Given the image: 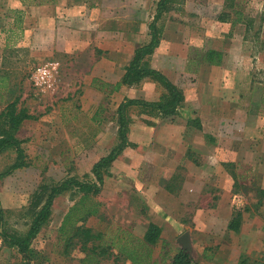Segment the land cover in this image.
Returning a JSON list of instances; mask_svg holds the SVG:
<instances>
[{
    "label": "rangeland",
    "instance_id": "1",
    "mask_svg": "<svg viewBox=\"0 0 264 264\" xmlns=\"http://www.w3.org/2000/svg\"><path fill=\"white\" fill-rule=\"evenodd\" d=\"M262 1L232 0L228 7L229 0L167 1L158 19L163 41L147 61L186 91L190 107L167 116L129 106L130 144L104 169L97 193L71 186L54 198L28 249L30 264H134L127 255L143 258L148 249L150 264H171L181 246L190 248L189 232L193 261L201 252L240 253L238 264H264ZM156 2L0 0V37L17 43L13 52H0V74L11 82L0 110L17 99L35 116L15 132L27 165L0 179L5 232L23 234L54 185L68 177L95 179L93 162L117 144L116 109L124 98L163 97L165 87L149 77L120 90L94 81L103 82L106 70L115 72L134 45L149 40ZM222 12L225 21L218 19ZM130 20L134 28L123 22ZM43 64L50 74L34 84L33 72ZM201 100L215 109L206 119L192 111ZM191 111L195 116L188 117ZM193 118L199 127L188 121ZM16 153L0 154V172ZM239 211V230L231 232L227 224ZM150 221L161 227L162 241L146 247L142 237ZM68 226L97 235L82 249V232L59 230ZM194 226H220L202 235L218 233L221 241L202 247ZM0 264H26L1 236Z\"/></svg>",
    "mask_w": 264,
    "mask_h": 264
},
{
    "label": "trees",
    "instance_id": "2",
    "mask_svg": "<svg viewBox=\"0 0 264 264\" xmlns=\"http://www.w3.org/2000/svg\"><path fill=\"white\" fill-rule=\"evenodd\" d=\"M167 1L168 0H157L155 12L148 23L150 38L147 42L139 44L134 48L131 58L124 66V71L120 80L115 84L101 82L102 85H110L112 90H118L121 87L120 85L123 83L138 84L144 77H149L163 85L166 91L163 97L159 99L148 100L143 97H126L118 105L116 109L118 123L117 144L106 154L101 155L96 161L93 162L91 171L94 174L95 179L91 181H82L74 177H68L61 183L50 188L44 200V204L33 213L31 222L23 234H9L4 231V208L0 202V236L8 246L17 247L22 258L26 260V264H30L28 249L30 248L33 238L39 232L42 224H44L46 219L49 217L50 212L52 211L54 198L65 190H68V188L71 186H77V188L83 191L84 194L89 192L97 193L103 183L104 169L110 166L111 163L118 156H120L124 149L130 144L127 137L129 122L127 111L129 106L136 105L144 110L156 111L157 113L168 116L175 114L178 108H180L182 105L183 100L185 99L183 88L181 86L179 87L177 84H174L162 71L149 65L147 61L148 55L153 53L154 49L161 42L162 28L158 24V19L161 13L164 11ZM231 3L232 0H229V2L226 4L227 7L230 6ZM262 12L264 13V0L262 1ZM225 14V12H222L220 16H218V19L224 21L227 20ZM16 104L17 99H13L0 110V154L9 150L10 148H14L17 152L14 161L11 162L7 168L0 172V179L10 175V173L15 168L27 165V161L25 159V149L23 145H21L23 140L17 138L15 132L18 130L24 119L33 118L35 116L30 114L24 106H17ZM188 121H192L194 126H200V122L197 118H193L192 120ZM241 214L242 212L239 211L230 218L227 224V229L229 231L237 232L239 230ZM65 218L67 217H64V219ZM73 221L74 218L71 217L70 225L73 223ZM68 228L73 229L71 233L74 235H77L81 232L83 233L81 238L82 249L87 248L88 240L91 237H95L97 235V233L90 232V229H80L79 226H68L65 230L60 227L61 233L67 234ZM160 233L161 227L158 224L152 221L148 222L142 237V241H144L143 244L148 247L149 244H156L158 241H162ZM91 248H93V245ZM127 256L130 257L134 264H141V262H143V264H150L151 261L149 249L147 252H145V257L143 258H137L132 254H128ZM171 264H193L192 255L189 254L186 248L179 249L176 253H174Z\"/></svg>",
    "mask_w": 264,
    "mask_h": 264
},
{
    "label": "crops",
    "instance_id": "3",
    "mask_svg": "<svg viewBox=\"0 0 264 264\" xmlns=\"http://www.w3.org/2000/svg\"><path fill=\"white\" fill-rule=\"evenodd\" d=\"M123 22H126V23H128L130 26H131V28H134V23H136L134 20H130V21H123ZM119 29V28H118ZM122 32V29H119L118 30V33L120 34ZM5 33V32H4ZM123 33V32H122ZM135 33L136 32H134L133 31V35H135ZM1 35V34H0ZM9 36V35H8ZM8 36H6V34H4V35H2L1 37H0V40L2 41V43H1V48H0V52L2 53V51L4 50V51H8V50H11L12 52H13V50H14V47L17 45V43L16 44H14L13 45V41L12 42H8L6 39L8 38ZM14 40V39H13ZM162 41H163V39L161 38V42L158 44V46L156 47V49L157 50H159L160 49V45H161V43H162ZM138 44H136V45H134V47H133V50H134V48L137 46ZM133 50H132V53H131V55H130V57H129V59L131 58V56H132V54H133ZM111 52H113L114 53V55L116 54H118L117 52H119L118 50L116 51V50H110ZM110 52V53H111ZM152 55L154 54V52L153 53H151ZM129 59L127 60V62L129 61ZM10 61V60H9ZM120 61V60H119ZM119 61H117L116 63H118ZM6 62V60L4 59V63ZM8 62V61H7ZM127 62L126 61H124L123 63H122V65H120V64H118L117 65V68H116V71L115 72H110L109 70H106L103 74H102V78H103V82H106V83H110V84H115L116 82H118L119 80H120V78H121V76H122V73H123V71H124V66H125V64H127ZM1 64H2V61H1ZM115 64V63H114ZM157 66H159V64L157 65ZM201 68V67H200ZM159 70H160V68H159ZM161 71V70H160ZM166 75V74H165ZM8 77L5 75V74H0V96L2 95V94H4L5 95V91L6 90H4V89H9L10 90V88H9V85H10V81H7L8 79H7ZM93 79V78H92ZM94 79H97V78H94ZM144 79V78H143ZM94 81H100V82H102L101 80H94ZM141 81H143V80H141ZM155 82V81H154ZM156 83V82H155ZM154 83V85H156ZM129 85H131V84H126V86H129ZM134 85V84H133ZM136 85V84H135ZM158 85V84H157ZM123 86V85H122ZM132 86V85H131ZM8 90V91H9ZM120 90V89H119ZM122 90V89H121ZM184 93H185V99L183 100V103H182V105L180 106V108H189L190 106L187 104V100H188V97H187V93H186V91L184 90ZM6 96V95H5ZM132 97V96H131ZM155 99H158V98H155ZM0 100H1V98H0ZM198 105V104H197ZM197 105L195 106V107H193V109H192V111H194L195 112V110L194 109H196V115H198L200 118H202V119H206V118H208L207 117V115H208V112H210L209 111V109H212V110H214L215 111V109L212 107V104L211 103H207V102H203L202 100L201 101H199V107H197ZM191 109V108H190ZM180 110V109H179ZM189 110V109H188ZM190 112V113H188L187 115H189L188 117H191L190 116V114L191 113H193V115L195 116V114H194V112ZM213 114H214V112H212ZM205 114H207L206 116H205ZM193 116V117H194ZM204 116H205V118H204ZM214 117V116H213ZM201 122V121H200ZM202 125H204V123H203V121H202ZM236 151V150H235ZM235 153H238V151H236ZM104 155V154H103ZM119 157V156H118ZM118 157L113 161V162H115L117 159H118ZM213 161V160H212ZM112 162V163H113ZM111 163V164H112ZM206 165V164H205ZM210 165V164H209ZM209 165H206V166H209ZM215 166V164H213V167ZM215 167H218L217 165L215 166ZM214 171H215V169H214ZM212 175H215V172L213 173L212 172ZM195 227V229H198V230H200L201 231V234H200V240H201V242H202V247H204V246H206V245H208V243H218V242H220L221 241V237H219V234L217 233V234H215V233H213V234H204V237H203V235H202V232H203V230L205 231V232H207V231H211V227H214L215 229H218V231L221 229L220 228V226H194ZM227 228V227H226ZM215 229H213V230H215ZM59 230H60V227H59ZM184 231L185 230H183L182 231V236L183 235H185L184 234ZM186 231H188L189 232V230L188 229H186ZM178 232L179 231H174V234L176 235V234H178ZM210 237H212L213 238V240L211 241L210 240ZM184 238L186 239V238H188L187 240H188V243H189V245H190V248H186L187 249V251L189 252V254L191 255V246H192V238L190 237V232L188 233V236H184ZM185 244V243H184ZM222 245V244H221ZM224 245V244H223ZM180 248H185V246H181ZM225 248V247H224ZM202 251V250H201ZM222 251H225V249H222ZM239 252V251H238ZM223 254L224 255H227L225 252H223ZM239 255L238 256H230V257H228V258H224L223 257V255L222 254H214V255H212L211 253H203V252H201V254H200V257L198 256V257H196V259H195V261H193V264H196L195 262H197V264H238V261H239V257H240V253H238ZM222 257L224 258V259H222Z\"/></svg>",
    "mask_w": 264,
    "mask_h": 264
},
{
    "label": "built area",
    "instance_id": "4",
    "mask_svg": "<svg viewBox=\"0 0 264 264\" xmlns=\"http://www.w3.org/2000/svg\"><path fill=\"white\" fill-rule=\"evenodd\" d=\"M33 81H34V84H42L43 82L46 81L47 77L49 76L50 74V70L49 68L43 64V65H40V66H37L35 68V72H33Z\"/></svg>",
    "mask_w": 264,
    "mask_h": 264
}]
</instances>
